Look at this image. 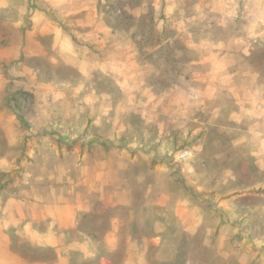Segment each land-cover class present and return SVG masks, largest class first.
<instances>
[{"label":"rangeland","instance_id":"1","mask_svg":"<svg viewBox=\"0 0 264 264\" xmlns=\"http://www.w3.org/2000/svg\"><path fill=\"white\" fill-rule=\"evenodd\" d=\"M164 23L180 47L146 57ZM0 241L264 264V0H0Z\"/></svg>","mask_w":264,"mask_h":264},{"label":"trees","instance_id":"2","mask_svg":"<svg viewBox=\"0 0 264 264\" xmlns=\"http://www.w3.org/2000/svg\"><path fill=\"white\" fill-rule=\"evenodd\" d=\"M159 19L160 18L158 17L155 22L156 25L158 24ZM171 32L172 31L170 27L165 23L162 26L158 27L157 33H155L152 38L148 39V41H144L143 43H137V45L141 49V53L148 52L149 54L147 53L148 56L146 57L149 58H151L154 54H163L166 55L167 59L169 60V55L167 54L174 53L175 47H180V43L177 40H173V37L170 35ZM131 35L135 37L133 33H131ZM246 64L249 65L250 62H246Z\"/></svg>","mask_w":264,"mask_h":264},{"label":"built area","instance_id":"3","mask_svg":"<svg viewBox=\"0 0 264 264\" xmlns=\"http://www.w3.org/2000/svg\"><path fill=\"white\" fill-rule=\"evenodd\" d=\"M188 152H184V153H182V154H180L179 155V159H184V158H186L187 156H188Z\"/></svg>","mask_w":264,"mask_h":264},{"label":"crops","instance_id":"4","mask_svg":"<svg viewBox=\"0 0 264 264\" xmlns=\"http://www.w3.org/2000/svg\"><path fill=\"white\" fill-rule=\"evenodd\" d=\"M0 249H3V247H2V242L0 241Z\"/></svg>","mask_w":264,"mask_h":264}]
</instances>
